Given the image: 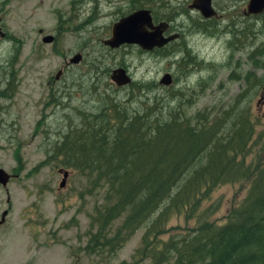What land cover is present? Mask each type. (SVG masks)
<instances>
[{
    "label": "rangeland",
    "instance_id": "1",
    "mask_svg": "<svg viewBox=\"0 0 264 264\" xmlns=\"http://www.w3.org/2000/svg\"><path fill=\"white\" fill-rule=\"evenodd\" d=\"M190 2L168 0L156 12L161 17L173 9L175 19L166 21L170 25L164 32H178L182 39L173 46L184 43L199 65L182 63L179 52L161 57L133 43L103 45L111 23L130 10L128 0H0V32L7 36H0V168L10 177L0 185V216L5 211L0 264H151L134 255L142 228L112 255H86L82 247L88 216L100 202L101 190L86 194L85 178L68 168L59 186L64 167L51 157L52 144L79 124V112L94 110L98 96L118 97L123 103L132 83L153 82L147 95L161 97L168 109L179 102L188 116L201 112L212 117L243 108L254 126L243 160L248 163L262 155L264 10L246 16V0H210L218 24L214 31H198L194 24V32L191 21L204 17L187 7ZM53 33L55 41H41L42 35ZM75 52L81 59L62 69ZM119 67L131 84L119 87L110 80L111 70ZM165 73L170 76L167 85L159 83ZM246 184L242 180L216 186L204 203L212 208L209 218L224 221L244 197ZM190 226L193 220L173 214L166 222L169 233L185 234Z\"/></svg>",
    "mask_w": 264,
    "mask_h": 264
},
{
    "label": "trees",
    "instance_id": "2",
    "mask_svg": "<svg viewBox=\"0 0 264 264\" xmlns=\"http://www.w3.org/2000/svg\"><path fill=\"white\" fill-rule=\"evenodd\" d=\"M167 1L128 0V13L147 8L153 22L172 21L170 8L157 17L156 8ZM213 17L191 21V30L214 31L218 23ZM181 37L144 51L161 57L179 52L182 63L199 65L184 43L173 46ZM130 86L123 103L98 96L94 110L79 112V124L51 147V157L64 169L85 178L86 194L101 190V200L88 216L82 250L112 255L142 228L134 255L151 264H264V143L258 148L262 155L245 163L254 126L244 109L188 116L179 102L168 109L161 97L147 95L153 82ZM242 180H247L244 197L224 221L211 220L212 208L204 203L213 189ZM172 214L193 220L194 226L185 234L169 233L166 222Z\"/></svg>",
    "mask_w": 264,
    "mask_h": 264
},
{
    "label": "water",
    "instance_id": "3",
    "mask_svg": "<svg viewBox=\"0 0 264 264\" xmlns=\"http://www.w3.org/2000/svg\"><path fill=\"white\" fill-rule=\"evenodd\" d=\"M190 9H195L202 17L208 18L216 16L215 11L210 5V0H191L187 5ZM264 10V0H246L245 7L242 11L244 15H257ZM166 29L165 21L153 22L150 10L147 8H137L131 12L120 16L110 25L109 36L102 40L104 45L110 48L118 47L124 43L136 44L141 50H151L154 47H161L168 42L174 40L177 34H163ZM50 35H45L42 40L46 43L51 41ZM80 59V54L72 55L68 60L70 63H77ZM110 80L116 86H122L130 83V78L125 70L121 67L111 70ZM159 83L167 85L170 83L168 73L162 75ZM67 175V170H62V178L59 182L61 186L64 182V177ZM9 174L0 168V185L5 186L9 180ZM5 211L1 213L0 223L3 221Z\"/></svg>",
    "mask_w": 264,
    "mask_h": 264
},
{
    "label": "flooded vegetation",
    "instance_id": "4",
    "mask_svg": "<svg viewBox=\"0 0 264 264\" xmlns=\"http://www.w3.org/2000/svg\"><path fill=\"white\" fill-rule=\"evenodd\" d=\"M58 20H59V18H58ZM155 23V22H154ZM79 25H80V23H79ZM170 25V24H169ZM169 29V26H168V28H167V30ZM198 31H200V30H198ZM42 32V30L41 29H38V33L40 34ZM164 33H166V32H164ZM174 33H177V36H179V33L178 32H174ZM167 34H170V33H167ZM166 34V35H167ZM42 35V34H41ZM47 35H50L52 38H51V41H49L48 43H51V42H53V41H55V33H53V34H47ZM0 36L1 37H3V38H5L6 37V39H7V36L4 34L3 35V33L2 32H0ZM45 35H42L41 36V41L43 42V43H46V42H44L43 40H42V38L44 37ZM103 40V39H102ZM101 40V41H102ZM103 44V43H102ZM104 45V44H103ZM106 46V45H105ZM119 47V46H118ZM75 53H78V52H75ZM74 53V54H75ZM79 54V53H78ZM70 57H68V59H69ZM66 60L65 62H63V65H62V69H66L67 67L66 66H68V65H70V64H72V63H70L69 62V60ZM81 59V58H80ZM79 59V60H80ZM62 72V70L60 69V70H57V73H61ZM123 86V85H122ZM122 86H119V87H122ZM0 96H1V93H0ZM262 96H260L259 97V101L258 102H261L262 100Z\"/></svg>",
    "mask_w": 264,
    "mask_h": 264
},
{
    "label": "bare ground",
    "instance_id": "5",
    "mask_svg": "<svg viewBox=\"0 0 264 264\" xmlns=\"http://www.w3.org/2000/svg\"><path fill=\"white\" fill-rule=\"evenodd\" d=\"M163 21V20H162ZM165 23H166V29L168 28V26H169V23L168 22H166L165 21ZM175 34H177V33H175ZM165 35V34H164Z\"/></svg>",
    "mask_w": 264,
    "mask_h": 264
}]
</instances>
